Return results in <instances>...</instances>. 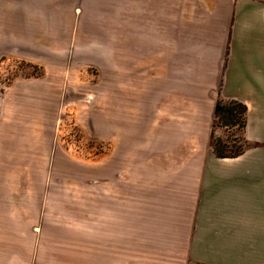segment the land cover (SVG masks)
I'll use <instances>...</instances> for the list:
<instances>
[{
	"label": "crops",
	"instance_id": "1",
	"mask_svg": "<svg viewBox=\"0 0 264 264\" xmlns=\"http://www.w3.org/2000/svg\"><path fill=\"white\" fill-rule=\"evenodd\" d=\"M129 3L102 70L114 146L100 185L91 178L85 208L60 214L69 221L39 224L37 256L22 264H264V0ZM14 18V0H0V54L29 45ZM38 84V98L61 97L56 77ZM29 98L0 91V202L12 194L15 107ZM218 99L246 106L236 156L211 147Z\"/></svg>",
	"mask_w": 264,
	"mask_h": 264
},
{
	"label": "rangeland",
	"instance_id": "2",
	"mask_svg": "<svg viewBox=\"0 0 264 264\" xmlns=\"http://www.w3.org/2000/svg\"><path fill=\"white\" fill-rule=\"evenodd\" d=\"M132 1L125 0L128 8ZM123 7V0H14L15 38L30 42L0 54V91L12 88L16 98L28 88L30 103L14 112L15 169L12 194L0 202V264L36 257L39 224L69 221L62 215L85 208L91 178L100 185L102 160L114 146L102 136L100 85L103 67L117 60ZM32 42L48 47L45 58ZM48 77L63 85L54 104L38 98L37 85ZM241 132L215 120L212 145L232 154L245 147Z\"/></svg>",
	"mask_w": 264,
	"mask_h": 264
},
{
	"label": "trees",
	"instance_id": "3",
	"mask_svg": "<svg viewBox=\"0 0 264 264\" xmlns=\"http://www.w3.org/2000/svg\"><path fill=\"white\" fill-rule=\"evenodd\" d=\"M245 112L246 106L243 103L235 100L224 101L218 99L214 108V121L218 120L222 124H238L243 129L245 125ZM211 147L218 157L236 156L243 151V148L239 147L232 154H227L223 151L221 144L213 146L212 142Z\"/></svg>",
	"mask_w": 264,
	"mask_h": 264
}]
</instances>
